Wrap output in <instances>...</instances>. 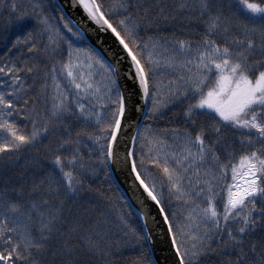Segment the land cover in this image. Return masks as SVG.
<instances>
[{
  "label": "snow or ice",
  "instance_id": "obj_1",
  "mask_svg": "<svg viewBox=\"0 0 264 264\" xmlns=\"http://www.w3.org/2000/svg\"><path fill=\"white\" fill-rule=\"evenodd\" d=\"M157 250L264 264V0H0V264Z\"/></svg>",
  "mask_w": 264,
  "mask_h": 264
},
{
  "label": "water",
  "instance_id": "obj_2",
  "mask_svg": "<svg viewBox=\"0 0 264 264\" xmlns=\"http://www.w3.org/2000/svg\"><path fill=\"white\" fill-rule=\"evenodd\" d=\"M117 183L120 184L121 191H124L125 190V186H124L123 182L119 179L118 175H117ZM154 258L159 261V264H164L163 257L161 256L159 250H157V252L154 254Z\"/></svg>",
  "mask_w": 264,
  "mask_h": 264
}]
</instances>
